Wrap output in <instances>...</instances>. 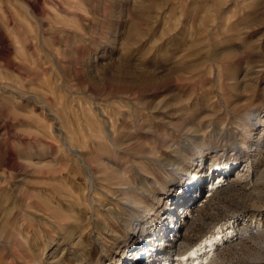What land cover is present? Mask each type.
<instances>
[{
  "label": "rangeland",
  "instance_id": "374dc122",
  "mask_svg": "<svg viewBox=\"0 0 264 264\" xmlns=\"http://www.w3.org/2000/svg\"><path fill=\"white\" fill-rule=\"evenodd\" d=\"M141 244L264 264V0H0V264Z\"/></svg>",
  "mask_w": 264,
  "mask_h": 264
},
{
  "label": "bare ground",
  "instance_id": "6f19581e",
  "mask_svg": "<svg viewBox=\"0 0 264 264\" xmlns=\"http://www.w3.org/2000/svg\"><path fill=\"white\" fill-rule=\"evenodd\" d=\"M100 159V158H99ZM167 171V170H166ZM168 172V171H167ZM164 177V176H163ZM165 178V177H164ZM152 181V180H151ZM152 183V182H151ZM114 185V184H113ZM160 186V185H159ZM196 189H199L200 188V183L199 184H197L196 186ZM153 192V191H152ZM212 194H213V192H212ZM182 196H184V200L183 199H179V200H177L175 203H177L179 206H180V209H182L181 207H183L184 205H186V204H188V203H190L189 201L188 202H186V199H188V197H186V195H185V193L184 194H182ZM188 196V195H187ZM180 201H181V203H184V204H182V205H180L179 203H180ZM108 206V205H107ZM101 207H103V206H101ZM107 208V207H106ZM178 209V208H177ZM103 210H105V209H103ZM176 210V209H175ZM174 210V208H169V210L167 211L168 213H171V218L174 220L175 219V217L174 216H176V215H178V213H176V212H174L175 211ZM166 212V213H167ZM173 212L175 213L174 215H173ZM117 214H118V212H117ZM180 214V213H179ZM180 219H181V217H180ZM182 221H183V219H182ZM181 223V222H180ZM115 224V223H114ZM124 224V223H123ZM116 226V225H115ZM113 227V226H112ZM160 228V227H159ZM175 227L173 226V224H168L167 225V223H164L163 225H162V227H161V229L159 230V232H154L153 233V235L155 236V242L157 243V245L160 243L159 241H161L163 238H166L167 237V241L169 240V241H171L170 242V247L171 248H174V249H176V247H177V243H178V238H174V239H170V236H171V234L173 233V232H175ZM102 234V233H101ZM118 239V238H117ZM159 242V243H158ZM156 243H155V245H156ZM148 244V243H147ZM147 244H141V246H142V249L141 250H137V251H134V257L136 258V260H138V262L137 263H133V264H148V263H155V264H157V263H160V264H162V263H164L165 262V260L163 259V256H165L166 254H164V255H160V256H158V257H156V253H155V250H152ZM162 244V243H161ZM138 245H140V243L138 244ZM147 245V246H146ZM169 245V244H168ZM151 246V245H150ZM154 251V252H153ZM139 256V257H138ZM83 264V263H82ZM132 264V263H131Z\"/></svg>",
  "mask_w": 264,
  "mask_h": 264
}]
</instances>
